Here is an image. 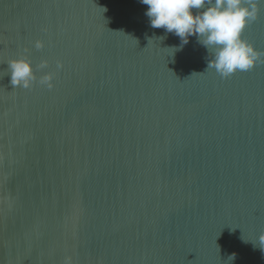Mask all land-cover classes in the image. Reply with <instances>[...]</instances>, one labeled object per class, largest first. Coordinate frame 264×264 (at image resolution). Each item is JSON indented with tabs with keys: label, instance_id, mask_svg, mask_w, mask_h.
<instances>
[{
	"label": "water",
	"instance_id": "obj_1",
	"mask_svg": "<svg viewBox=\"0 0 264 264\" xmlns=\"http://www.w3.org/2000/svg\"><path fill=\"white\" fill-rule=\"evenodd\" d=\"M146 10L0 0V264H264V62L223 78Z\"/></svg>",
	"mask_w": 264,
	"mask_h": 264
},
{
	"label": "clouds",
	"instance_id": "obj_2",
	"mask_svg": "<svg viewBox=\"0 0 264 264\" xmlns=\"http://www.w3.org/2000/svg\"><path fill=\"white\" fill-rule=\"evenodd\" d=\"M147 5L145 15L152 28H163L181 40L180 46H172L174 52L196 36L197 42L207 49L211 58L207 69L213 68L221 77L227 78L237 71H248L258 62H264V53L256 49L243 37L247 24L258 16V4L264 0H139ZM106 11V9H105ZM163 38V37H161ZM44 47L42 40L34 45ZM47 67V61H41L40 68ZM63 67L57 62V69ZM10 83L13 88H31L36 81L33 64L26 56L13 58L8 62ZM206 69V70H207ZM54 73L45 72L39 79L42 86L51 89ZM264 244V234L258 238ZM235 258V253L229 256ZM64 264H72L66 257Z\"/></svg>",
	"mask_w": 264,
	"mask_h": 264
}]
</instances>
